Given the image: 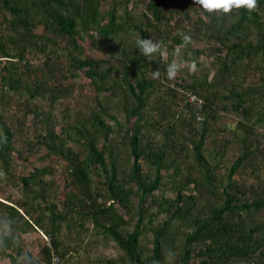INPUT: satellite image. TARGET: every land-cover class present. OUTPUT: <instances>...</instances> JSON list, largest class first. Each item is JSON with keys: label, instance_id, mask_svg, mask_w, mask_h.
Instances as JSON below:
<instances>
[{"label": "trees", "instance_id": "trees-1", "mask_svg": "<svg viewBox=\"0 0 264 264\" xmlns=\"http://www.w3.org/2000/svg\"><path fill=\"white\" fill-rule=\"evenodd\" d=\"M103 1L0 0L2 88L21 91L29 101L55 103L68 98L71 89L48 81L67 67L72 74L82 71L98 93L108 92L104 104L98 100L97 107L59 132L48 116L44 134L28 136L30 149L39 145L67 163L64 197L56 199L54 181L43 179L51 174L47 167L19 177L26 191L22 211L0 201V254L8 253L11 264H44L22 254L17 238L39 227L50 236L59 264H69L70 253L88 247L90 230L120 251L108 264H264V178L258 174L264 163V0H258L253 12L241 8L229 14L206 13L195 0H148L141 17L127 8L131 3L137 9L139 0H123L121 15L112 9L105 16ZM197 7L206 18L198 21L206 29L213 27L208 40L214 43V72L211 78L208 73L188 74L189 84H180L204 102L200 128L191 127L186 139L183 128L195 121L193 111L185 106L186 118L176 91L159 90L158 81L167 79V64L182 45L180 33L194 40L187 20ZM37 25L50 34H36ZM81 33L88 34L96 51L109 46L104 58L84 55L77 39ZM139 37L162 41L166 60L161 54L144 57L136 48ZM191 44L182 47L183 59L191 52L190 60H197L205 51L190 50ZM31 52L45 58L40 76L27 59ZM116 55L114 65L111 57ZM157 69L162 75L153 79L151 71ZM8 105L0 92L4 170L14 159V134L4 120ZM110 111L121 114L123 122ZM33 112L28 106L22 119ZM224 115L232 126L214 127ZM156 134L162 139L156 140ZM209 137L215 141L212 149L206 148ZM121 150L126 151L124 164L119 162ZM231 150L235 153L227 163ZM142 163L153 166L154 173H145ZM246 169L257 174L255 183L239 179ZM168 171L174 196H156ZM132 197L137 198L136 209ZM160 214L163 222L151 225ZM73 231L78 245L64 248L62 241ZM147 231L151 247L142 242ZM43 253L47 256L49 249L44 247Z\"/></svg>", "mask_w": 264, "mask_h": 264}, {"label": "rangeland", "instance_id": "rangeland-1", "mask_svg": "<svg viewBox=\"0 0 264 264\" xmlns=\"http://www.w3.org/2000/svg\"><path fill=\"white\" fill-rule=\"evenodd\" d=\"M148 0H139L137 5V9H134L131 3L127 5L128 10L132 15L140 16L142 15V9L144 8V4H146ZM123 0H104L101 4V12L107 14L112 9L115 11L116 15H121L123 13ZM206 20L202 10L197 8H193L189 12V19L187 20L189 23V28L194 29V40L192 44L189 46L190 50H204L203 54H200L197 57V71L194 72L197 76H201L203 73H208L209 78L213 75L214 66L212 65V54H211V46H214V43L211 40H208L210 32L213 27L206 29L198 20ZM185 21V20H184ZM185 23V22H184ZM36 34H50L49 31L44 28L42 25H37L34 29ZM156 36V33H154ZM79 44L84 49V55L88 57L94 58H104L107 51H109L108 47H104L100 51H96L90 43L87 33H81L77 37ZM111 46V44H109ZM63 46V45H61ZM184 49L181 48L180 57H176L172 54L171 60L173 59H183L184 57ZM166 53V55L164 54ZM167 52L163 50L161 53V57L166 60ZM192 53L188 52L186 54V58L183 60L190 61L192 57ZM27 59L29 61L32 69L37 72L40 76L44 70V62L45 58L41 55H36L33 52L28 53ZM112 64L118 63L117 55L111 57ZM63 62V61H62ZM193 72L189 71L187 67L183 68L179 74L176 76L174 80L168 79H160V85L158 87L159 90H163L165 87L172 88L176 91V103L178 104L179 110L182 114L188 118V113L186 112L185 106H188L181 94L177 91V89L183 88L187 90V88L182 87L180 84L185 85L189 84L190 80L188 78V74ZM69 70V68L65 67L63 71L57 73L56 76L49 80L48 82L55 86L69 87L71 89V95L63 99L61 101H57L55 103L50 102L46 98L34 99L29 101L26 99V95L23 92L14 93L12 91H8L0 86V92H3L6 96V100H8V110L6 111L7 115L4 117L5 123L12 129L14 134V146L12 150V154L14 156L13 162L9 165L8 170H4L0 168L5 173V178L0 179V201L6 204L14 205L22 211L21 203L24 200L25 190L19 182V177L26 176L30 172H32L35 168L47 167L50 169L51 174L45 175L43 179L46 182L51 180L54 181V188L56 189V199L62 200L64 197V191L66 188L67 182V163H65L61 158L55 157L53 155L47 154V151L44 147H32L30 149V145H28V136L31 137L37 133L44 134V123L45 117L49 116L51 123L53 124V129L56 132L67 123H73L76 118L81 117L87 114L91 109L97 107V101H102V104L105 96L108 95V92L98 93L90 79L85 77L82 71H74V74ZM114 74H116L114 72ZM164 84V85H163ZM158 97H160V91H157ZM31 106V109L34 111L33 113H29L25 120L22 119V115L26 108ZM112 106V105H110ZM189 107V106H188ZM9 108H11L9 110ZM112 108V107H111ZM115 114V116L123 122L124 118L122 115L118 113H114V111H110ZM134 118H131L130 121H133ZM106 121L113 126V121L106 119ZM23 122V123H22ZM191 126L183 128L184 137L190 138L189 130L191 127L195 129L200 128V122L196 120L191 123ZM231 122V118L229 115H224L217 123H214V127L224 126ZM21 127V128H20ZM1 131V129H0ZM156 140H161L162 136L160 134H156ZM117 140V139H116ZM215 146V141H213L212 137H209L206 148L212 149ZM121 149V148H120ZM234 151H230L227 156L226 162L229 163L234 156ZM120 164H124L125 160H127L126 151H120ZM142 168L145 173L148 175L154 173V167L150 166L147 163H142ZM258 174H260L264 178V163L261 164V167H258ZM171 171H168L167 174L163 175L162 184L160 188L155 191L153 194L159 197H173V184L172 177L170 176ZM239 179L242 180L245 184L255 183L257 174L250 169H246L241 171L239 174ZM53 200V199H52ZM132 204L134 209L137 206V198L132 197ZM39 201V199H38ZM55 201V200H54ZM60 209V207L58 206ZM119 212H123L119 209ZM165 216L160 214L157 218L152 221L151 225L157 226L161 224L164 220ZM39 227H33V229L28 230L26 233L18 235V241L22 249V254L31 256L35 260H39L41 263H47V256L43 253V248L46 247L45 241L42 239L39 231ZM129 230L131 227L129 226ZM8 230V226H5V231ZM41 230V229H40ZM79 232V229L76 230ZM75 231V232H76ZM89 233L91 237H87L88 247H78V252L70 253L68 260L69 264H108L107 260L111 258H116L120 255V251L116 248L115 244L111 241H105L100 235H96L95 231L90 230ZM95 233V234H94ZM74 231L69 237L63 240L62 245L64 248L71 249L78 245V240L74 235ZM81 239L85 238V233L81 234ZM151 239L152 235L149 231L145 232L143 235L142 242L145 246L151 247ZM56 253V252H55ZM57 254V253H56ZM23 260V256L18 258V262ZM0 264H11V259L8 253L0 254Z\"/></svg>", "mask_w": 264, "mask_h": 264}, {"label": "clouds", "instance_id": "clouds-1", "mask_svg": "<svg viewBox=\"0 0 264 264\" xmlns=\"http://www.w3.org/2000/svg\"><path fill=\"white\" fill-rule=\"evenodd\" d=\"M195 4L199 5L206 13H220L229 14L234 9L239 10L244 8L248 12H253L258 8V0H195ZM182 39V45L177 46L174 55L180 57L181 48L188 46L192 43L191 35L180 33ZM136 48L142 53L144 57L155 58L158 54H161L164 49V44L160 40H154L150 38L139 37L136 40ZM166 55V53H164ZM187 67L189 71L196 72L197 60L192 59L190 61L183 59H173L167 64L165 69L166 77L168 80H174L179 72ZM153 79H159L161 77V71L159 69L151 71ZM5 178V173L0 170V179ZM169 255L174 258V253H169ZM53 264H59V258L53 261Z\"/></svg>", "mask_w": 264, "mask_h": 264}, {"label": "built area", "instance_id": "built-area-1", "mask_svg": "<svg viewBox=\"0 0 264 264\" xmlns=\"http://www.w3.org/2000/svg\"><path fill=\"white\" fill-rule=\"evenodd\" d=\"M177 91L181 94L185 103L192 109L194 118L197 122H201L202 118V110H203V100L196 94L191 91L185 90L183 88L177 89ZM45 241L46 247L49 249L48 264H53V261L59 256L55 253V250L52 248L50 236L46 234L43 230L37 229ZM60 262V258H59Z\"/></svg>", "mask_w": 264, "mask_h": 264}]
</instances>
